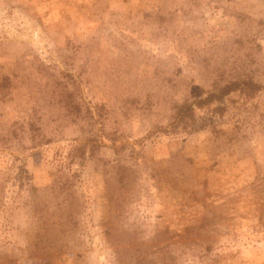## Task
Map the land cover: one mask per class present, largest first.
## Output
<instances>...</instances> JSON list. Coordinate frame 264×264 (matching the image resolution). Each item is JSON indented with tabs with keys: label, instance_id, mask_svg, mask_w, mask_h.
<instances>
[{
	"label": "rangeland",
	"instance_id": "rangeland-1",
	"mask_svg": "<svg viewBox=\"0 0 264 264\" xmlns=\"http://www.w3.org/2000/svg\"><path fill=\"white\" fill-rule=\"evenodd\" d=\"M230 66L264 81V0H0V264H264L263 132L171 126Z\"/></svg>",
	"mask_w": 264,
	"mask_h": 264
},
{
	"label": "trees",
	"instance_id": "trees-1",
	"mask_svg": "<svg viewBox=\"0 0 264 264\" xmlns=\"http://www.w3.org/2000/svg\"><path fill=\"white\" fill-rule=\"evenodd\" d=\"M227 68L230 69H226L229 74H222L225 78L223 83L192 99L190 95L183 94L179 101L173 103L172 128L175 129L183 123L186 124V120L193 119L196 110L218 104L216 111L219 116L225 117L230 112L229 122L233 124V130L229 133L214 126L213 131L217 138L225 134L227 139L237 140L246 137L247 132L254 128H260L264 134V81L256 79L255 75L246 71L240 73L237 67ZM231 97L237 99H234L231 105H225L223 102ZM75 149L80 150V153H73L72 159L85 158L87 151L84 145H78ZM115 173L118 183L122 186L136 182L134 173L126 165H120Z\"/></svg>",
	"mask_w": 264,
	"mask_h": 264
}]
</instances>
